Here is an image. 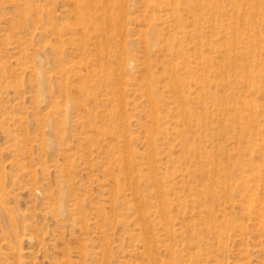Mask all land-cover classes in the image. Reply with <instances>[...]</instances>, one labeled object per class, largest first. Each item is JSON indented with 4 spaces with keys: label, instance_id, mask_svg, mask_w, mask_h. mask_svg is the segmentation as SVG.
<instances>
[{
    "label": "rangeland",
    "instance_id": "rangeland-1",
    "mask_svg": "<svg viewBox=\"0 0 264 264\" xmlns=\"http://www.w3.org/2000/svg\"><path fill=\"white\" fill-rule=\"evenodd\" d=\"M0 264H264V0H0Z\"/></svg>",
    "mask_w": 264,
    "mask_h": 264
}]
</instances>
